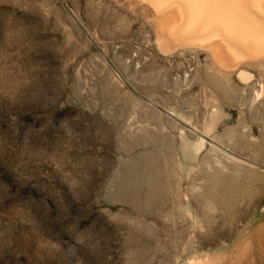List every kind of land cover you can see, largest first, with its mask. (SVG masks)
<instances>
[{
  "label": "rangeland",
  "instance_id": "obj_1",
  "mask_svg": "<svg viewBox=\"0 0 264 264\" xmlns=\"http://www.w3.org/2000/svg\"><path fill=\"white\" fill-rule=\"evenodd\" d=\"M143 4L0 0V264H264L263 58Z\"/></svg>",
  "mask_w": 264,
  "mask_h": 264
},
{
  "label": "bare ground",
  "instance_id": "obj_2",
  "mask_svg": "<svg viewBox=\"0 0 264 264\" xmlns=\"http://www.w3.org/2000/svg\"><path fill=\"white\" fill-rule=\"evenodd\" d=\"M142 2L148 13L146 15L153 17L152 25L157 33L159 46L164 50L199 44L210 49L219 64L228 67H237L243 61L247 63V59L252 61L262 57L264 61V0H142ZM139 12L144 13L142 9ZM215 47L217 49H214ZM239 76L246 80L250 74L243 69Z\"/></svg>",
  "mask_w": 264,
  "mask_h": 264
}]
</instances>
